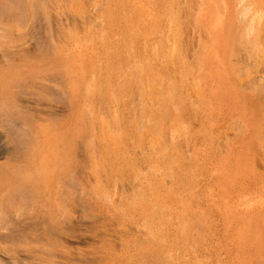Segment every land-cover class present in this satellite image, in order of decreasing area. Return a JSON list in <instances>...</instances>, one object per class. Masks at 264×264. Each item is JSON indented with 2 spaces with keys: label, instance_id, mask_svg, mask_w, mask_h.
Wrapping results in <instances>:
<instances>
[{
  "label": "rangeland",
  "instance_id": "obj_1",
  "mask_svg": "<svg viewBox=\"0 0 264 264\" xmlns=\"http://www.w3.org/2000/svg\"><path fill=\"white\" fill-rule=\"evenodd\" d=\"M48 62L79 75L76 220L0 227V264H264V0H0V68Z\"/></svg>",
  "mask_w": 264,
  "mask_h": 264
},
{
  "label": "bare ground",
  "instance_id": "obj_2",
  "mask_svg": "<svg viewBox=\"0 0 264 264\" xmlns=\"http://www.w3.org/2000/svg\"><path fill=\"white\" fill-rule=\"evenodd\" d=\"M14 64L0 68V148H13L6 162L0 163V227L7 229L11 224L37 223L46 227L43 232L49 235L54 227L72 225L76 220L82 152L79 75L69 63ZM49 83H55V86L52 84L54 87H51ZM89 152L87 157L92 166L104 155L96 154L92 149ZM244 166L247 168L246 163ZM143 199L136 198L134 205L143 207ZM248 224L247 227L251 221ZM246 236L241 244L243 239L248 242L249 235ZM256 237L258 243L255 237L253 242L257 249L263 241Z\"/></svg>",
  "mask_w": 264,
  "mask_h": 264
}]
</instances>
